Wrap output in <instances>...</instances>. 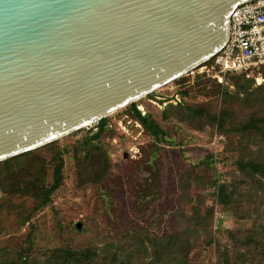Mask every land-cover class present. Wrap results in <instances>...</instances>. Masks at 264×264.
<instances>
[{"label":"water","instance_id":"water-1","mask_svg":"<svg viewBox=\"0 0 264 264\" xmlns=\"http://www.w3.org/2000/svg\"><path fill=\"white\" fill-rule=\"evenodd\" d=\"M248 1L0 0V162L97 124L212 60L228 42L232 12Z\"/></svg>","mask_w":264,"mask_h":264},{"label":"rangeland","instance_id":"rangeland-1","mask_svg":"<svg viewBox=\"0 0 264 264\" xmlns=\"http://www.w3.org/2000/svg\"><path fill=\"white\" fill-rule=\"evenodd\" d=\"M205 64L135 102L142 113L149 114L168 131L174 145L159 143V148L151 152L152 137L143 128L134 126L135 120L128 115L126 107L106 118L109 128L114 131L112 136L106 134L102 137L101 145L107 153L110 168L96 185L77 186L72 158V148L79 140L96 132V124L56 141L48 149H40L37 154L48 162L55 151L61 152L64 163L62 184L52 195L51 203L40 209H35L37 201L30 197L8 196L0 190V260L3 249L12 253L30 248V257L41 262L57 250L83 251L110 243L124 247L130 240L127 236L148 234L161 238L173 234L177 231V213L180 211L190 216L192 212L193 203L180 199L181 190L186 189L191 197L202 201L198 204L200 212L203 208H213L210 229L213 240L206 245L204 240L207 238L200 232L188 254L189 264H225L223 258L227 252L231 264H247L248 258L254 264H264L253 250L255 245L251 247L246 238L254 236L258 244L264 241L257 237L264 236L260 228L251 234L254 221H261L252 213L251 205L255 204L257 208L259 201L241 195L229 209H223L212 189L203 186V182L213 178L212 175L219 179V183H229L237 175L234 154L223 150L225 138L203 120H183L182 110H171L169 120L162 119V112L176 105L177 100L184 106H207L212 112L220 109L218 96L204 94V89H211L212 80L219 83L214 62ZM261 71L264 80V68ZM198 75L202 77L196 79ZM229 90L234 89L229 87ZM183 91L188 94L182 95ZM119 122H131L129 133L121 132ZM209 155L213 160L215 158L214 167L202 162ZM144 163L149 165L144 166ZM149 166L157 170L154 182L147 170ZM50 177L51 166L48 167V181ZM196 177L202 179L195 183ZM148 180L151 182L145 183ZM236 239L241 242L237 244ZM237 255L240 257H235ZM136 256L133 253L134 260L138 258ZM149 258L148 254L143 259Z\"/></svg>","mask_w":264,"mask_h":264},{"label":"trees","instance_id":"trees-1","mask_svg":"<svg viewBox=\"0 0 264 264\" xmlns=\"http://www.w3.org/2000/svg\"><path fill=\"white\" fill-rule=\"evenodd\" d=\"M214 58L206 64L211 65ZM205 64V65H206ZM217 69V68H216ZM262 73V71H261ZM202 76H197L200 79ZM263 78V76H262ZM255 85L253 78H246L245 74H225L223 83L212 80L211 89L205 91L207 96H218L221 99V106L218 111L212 112L207 106H184L178 102L174 106L162 112V119L169 120L171 110H182L183 120H203L208 126L214 127L216 133L225 138L226 144L223 150L226 153L234 154V164L237 175L232 177L231 182L219 183V179L212 175L209 181L203 182L204 189H212L217 203L223 209H229L230 205L241 195H247L259 201L256 208L252 204L253 214L261 221H254L251 234L258 228L264 231V84ZM229 87L234 90L230 91ZM186 96L188 91H183ZM127 113L137 121L144 132L152 137L153 143L151 152L159 148V143H175L168 136L165 130L149 114H143L135 103L128 106ZM97 130L87 137L79 140L72 148V158L75 164V175L78 187L98 184L108 174L110 163L107 153L101 145L104 135H113L109 128L108 120L102 119L97 124ZM55 142L46 146L25 153L23 155L0 162V190L8 196H26L37 201L35 209L48 206L51 203L52 195L59 189L63 181V158L60 151H55L50 161L37 154L40 149H48ZM225 143V142H224ZM203 163L214 167L215 158L206 156ZM201 162V164H202ZM149 165L148 163H144ZM51 166L50 181L47 180L48 167ZM148 172L151 181L157 180V170L149 166ZM195 183L202 179L196 177ZM150 180L145 183H150ZM140 189V186L138 187ZM183 188V186H181ZM143 194V190H142ZM180 199L189 200L193 203L190 216L182 212L177 213V231L164 237L157 238L148 234L138 236H127L130 238L127 245L122 247L117 244H106L102 248H93L83 251H72L69 249L57 250L51 257L44 261L37 262L30 257V248L14 250L12 253L4 251L0 264H189L188 254L192 244L200 232L205 239L206 245L212 242L210 229L213 220V208H203L200 212L198 204L202 201L198 197H191L186 189H182ZM262 237L264 236H257ZM231 240L234 241L231 236ZM256 255L264 262V241L257 243L254 236H246ZM239 244L241 241L236 239ZM259 241V240H258ZM244 247H249L243 244ZM133 249L130 251V249ZM249 249V248H248ZM133 251V252H132ZM133 253L138 258L134 260ZM149 254V260H144ZM227 255V257H226ZM239 255L235 256L238 257ZM224 263L231 264L228 252L224 254ZM240 257V256H239ZM247 264H254L248 258ZM235 263V262H234Z\"/></svg>","mask_w":264,"mask_h":264},{"label":"built area","instance_id":"built-area-1","mask_svg":"<svg viewBox=\"0 0 264 264\" xmlns=\"http://www.w3.org/2000/svg\"><path fill=\"white\" fill-rule=\"evenodd\" d=\"M214 66L217 68L218 74L215 77L219 83H223L225 74H245L246 78L254 79L255 85L263 83L261 70L264 68V0H250L232 12L229 39L214 58ZM130 123L119 122L118 127L122 133H129ZM134 126L142 128L137 121H134Z\"/></svg>","mask_w":264,"mask_h":264}]
</instances>
